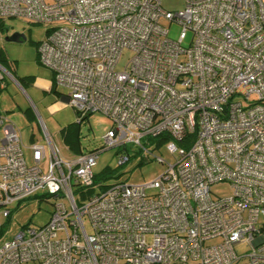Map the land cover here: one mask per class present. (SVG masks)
<instances>
[{"label":"built area","instance_id":"obj_1","mask_svg":"<svg viewBox=\"0 0 264 264\" xmlns=\"http://www.w3.org/2000/svg\"><path fill=\"white\" fill-rule=\"evenodd\" d=\"M8 19L50 26L39 63L79 118L100 113L112 128L69 160L44 130V172L45 145L31 144L27 165L19 130L0 114V228L14 202L40 191L56 200L45 225L2 243L0 264H264V0H185L175 13L160 0H0ZM165 22L179 28L175 40ZM142 140L164 144L174 163L147 184L77 201L99 152L147 151ZM219 183L230 196L213 197Z\"/></svg>","mask_w":264,"mask_h":264},{"label":"rangeland","instance_id":"obj_2","mask_svg":"<svg viewBox=\"0 0 264 264\" xmlns=\"http://www.w3.org/2000/svg\"><path fill=\"white\" fill-rule=\"evenodd\" d=\"M160 7L165 12L182 11L185 0H160ZM169 37L176 39L179 28L167 25ZM0 30V57L4 79L0 82V114L19 130L23 145L24 159L27 165L31 164V144H44L46 159L41 164L44 172L48 166V146L44 130L50 142L56 147L59 156L65 160L72 159L81 153H86L101 146V137L112 128L111 121L100 113H90L81 121L75 110L64 99L67 90L55 87L52 82V72L41 65L37 57V46L47 34L49 25L30 24L19 19H8ZM19 34L24 37L21 43L5 41L7 37ZM132 57V53L125 50L117 65L118 71H123L124 66ZM49 81V83H48ZM48 83V86L45 83ZM52 87L56 93L51 91ZM142 147L127 143L119 148H111L99 152L92 174L99 184L90 187L89 195L101 191L115 183L128 185H142L153 181L167 169V164H173L175 159L166 150L164 144L156 148L155 143L145 144ZM126 153L129 161L118 165V158ZM156 158L162 161H157ZM74 189V188H73ZM213 197H228L232 190L229 184L219 183L211 186ZM43 191L23 201L14 202L9 206L11 214L8 218H1L5 224L0 237V247L3 242L12 238L23 227L38 228L45 225L56 200L48 197ZM83 203L85 199L75 195ZM68 209L67 202L62 200ZM84 227L88 234L91 228L87 220ZM247 249L237 248V252L244 253Z\"/></svg>","mask_w":264,"mask_h":264},{"label":"trees","instance_id":"obj_3","mask_svg":"<svg viewBox=\"0 0 264 264\" xmlns=\"http://www.w3.org/2000/svg\"><path fill=\"white\" fill-rule=\"evenodd\" d=\"M2 57H0V65H1V63H2ZM51 91H53L54 93H56V90L54 89V87H52V89H51ZM76 115H77V117H79V115L76 113ZM87 116H85L84 118L83 117H81L80 119H81V121L83 120V119H85ZM99 147H96L95 149H93V150H91V151H94V150H96V149H98ZM88 152H90V151H88ZM87 153V152H86ZM81 154H84V153H81ZM93 184H92V186L94 185V184H99V182L97 181V179L94 177V175H93V182H92ZM92 186H90V187H92ZM90 187H87V188H82V187H79V186H74V189H73V195L75 196V195H78V196H80L82 199H87V198H89L90 196H92V195H89L91 192L89 191L90 189ZM105 187H101V190H103ZM45 199H48V198H45ZM78 203V202H77ZM4 226H5V224H3L2 226H1V228H0V237L2 236V234H3V230H4Z\"/></svg>","mask_w":264,"mask_h":264},{"label":"water","instance_id":"obj_4","mask_svg":"<svg viewBox=\"0 0 264 264\" xmlns=\"http://www.w3.org/2000/svg\"><path fill=\"white\" fill-rule=\"evenodd\" d=\"M23 40H24V37L22 35H19V34H13L12 36L7 37L5 39V41L14 42V43H21Z\"/></svg>","mask_w":264,"mask_h":264},{"label":"crops","instance_id":"obj_5","mask_svg":"<svg viewBox=\"0 0 264 264\" xmlns=\"http://www.w3.org/2000/svg\"><path fill=\"white\" fill-rule=\"evenodd\" d=\"M3 23H4V22H3ZM3 23H0V30L3 29V26H2ZM1 67H2V66H1ZM52 82H53V75H52ZM48 83H49V81H48ZM48 83L46 82L45 85L48 86ZM53 85H54V84H53ZM2 88H3V86L0 87V90H1ZM64 101H65V100H64Z\"/></svg>","mask_w":264,"mask_h":264}]
</instances>
